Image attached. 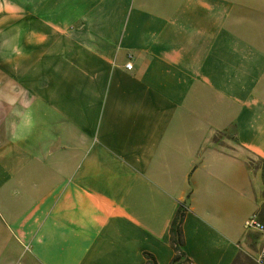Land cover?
Segmentation results:
<instances>
[{
    "label": "crops",
    "instance_id": "1",
    "mask_svg": "<svg viewBox=\"0 0 264 264\" xmlns=\"http://www.w3.org/2000/svg\"><path fill=\"white\" fill-rule=\"evenodd\" d=\"M181 206L258 264L264 0H0V264H172Z\"/></svg>",
    "mask_w": 264,
    "mask_h": 264
},
{
    "label": "trees",
    "instance_id": "2",
    "mask_svg": "<svg viewBox=\"0 0 264 264\" xmlns=\"http://www.w3.org/2000/svg\"><path fill=\"white\" fill-rule=\"evenodd\" d=\"M186 216V209L182 206L178 209L171 226V239L172 245L176 251V255L172 261V264H183L189 261V258L185 256V252L183 250L184 238H183V222ZM146 262L145 264H159L156 257L149 253H145Z\"/></svg>",
    "mask_w": 264,
    "mask_h": 264
},
{
    "label": "built area",
    "instance_id": "3",
    "mask_svg": "<svg viewBox=\"0 0 264 264\" xmlns=\"http://www.w3.org/2000/svg\"><path fill=\"white\" fill-rule=\"evenodd\" d=\"M126 67L132 68L133 67L132 62H128L126 64ZM245 227L246 229H255L259 231L264 237V222L260 219L259 214L257 212L251 214L246 219ZM256 262L258 264H264V244L256 257Z\"/></svg>",
    "mask_w": 264,
    "mask_h": 264
}]
</instances>
